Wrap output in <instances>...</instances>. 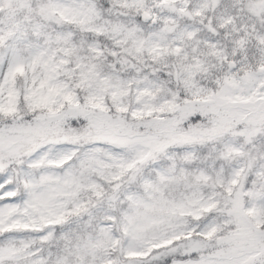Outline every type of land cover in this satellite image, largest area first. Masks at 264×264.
Here are the masks:
<instances>
[{"label":"snow or ice","instance_id":"1","mask_svg":"<svg viewBox=\"0 0 264 264\" xmlns=\"http://www.w3.org/2000/svg\"><path fill=\"white\" fill-rule=\"evenodd\" d=\"M0 264H264V0H0Z\"/></svg>","mask_w":264,"mask_h":264}]
</instances>
